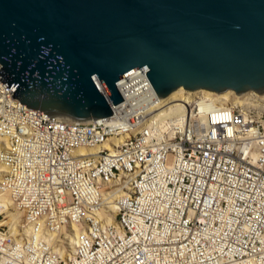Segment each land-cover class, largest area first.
<instances>
[{
    "label": "built area",
    "instance_id": "2783aa9c",
    "mask_svg": "<svg viewBox=\"0 0 264 264\" xmlns=\"http://www.w3.org/2000/svg\"><path fill=\"white\" fill-rule=\"evenodd\" d=\"M97 84L113 113L83 121L0 80V191L33 226L0 225V264H264V93L162 100L140 67L115 105Z\"/></svg>",
    "mask_w": 264,
    "mask_h": 264
},
{
    "label": "water",
    "instance_id": "95a60500",
    "mask_svg": "<svg viewBox=\"0 0 264 264\" xmlns=\"http://www.w3.org/2000/svg\"><path fill=\"white\" fill-rule=\"evenodd\" d=\"M0 80L21 103L112 115L143 67L161 99L184 86L264 93V0H0Z\"/></svg>",
    "mask_w": 264,
    "mask_h": 264
},
{
    "label": "bare ground",
    "instance_id": "6f19581e",
    "mask_svg": "<svg viewBox=\"0 0 264 264\" xmlns=\"http://www.w3.org/2000/svg\"><path fill=\"white\" fill-rule=\"evenodd\" d=\"M188 92H194V93H212L220 96L221 98H224L226 101H239L240 99H243L247 96L253 95L256 91L250 90L242 94H238L234 89H230L226 92H216L213 90L209 89H198V90H189L186 87L182 86L178 88L177 90L173 91L169 96L166 97L167 100H178L181 99L184 95V93ZM264 96V94H262ZM87 121V120H85ZM4 165L0 161V180H2L1 172L4 171ZM0 204L4 206V209L0 212V214L3 215V219L0 220V225H9L13 227H22L24 230L27 231V234L31 232V229L33 226H29V224L26 221V217L24 213L16 206L15 203L11 201L9 196L5 194L4 192L0 191ZM114 218V216H113ZM28 226V227H26ZM74 228L77 229V226L74 225ZM27 236V235H26ZM46 237H54L57 240L62 239L65 241L63 238L68 241L64 248H65V255L67 258L73 259V252L76 251V244H75V238L72 236L69 231H66V229H63L59 234L54 235L53 232H47ZM50 240V239H48ZM75 247V248H74ZM7 260V259H6Z\"/></svg>",
    "mask_w": 264,
    "mask_h": 264
},
{
    "label": "rangeland",
    "instance_id": "374dc122",
    "mask_svg": "<svg viewBox=\"0 0 264 264\" xmlns=\"http://www.w3.org/2000/svg\"><path fill=\"white\" fill-rule=\"evenodd\" d=\"M75 248V247H74Z\"/></svg>",
    "mask_w": 264,
    "mask_h": 264
}]
</instances>
